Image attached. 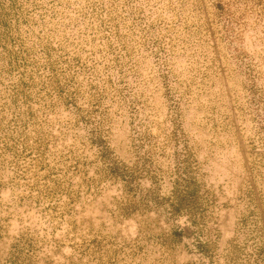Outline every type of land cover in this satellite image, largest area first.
<instances>
[{"label":"rangeland","instance_id":"rangeland-1","mask_svg":"<svg viewBox=\"0 0 264 264\" xmlns=\"http://www.w3.org/2000/svg\"><path fill=\"white\" fill-rule=\"evenodd\" d=\"M0 264H264V0H0Z\"/></svg>","mask_w":264,"mask_h":264}]
</instances>
